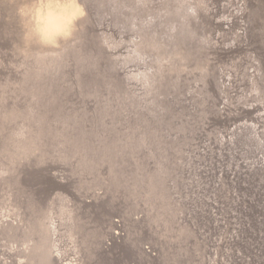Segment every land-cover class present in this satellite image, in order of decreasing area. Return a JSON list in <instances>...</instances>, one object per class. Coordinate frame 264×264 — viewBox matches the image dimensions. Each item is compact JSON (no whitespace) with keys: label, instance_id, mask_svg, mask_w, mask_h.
Segmentation results:
<instances>
[{"label":"rangeland","instance_id":"1","mask_svg":"<svg viewBox=\"0 0 264 264\" xmlns=\"http://www.w3.org/2000/svg\"><path fill=\"white\" fill-rule=\"evenodd\" d=\"M28 2L0 0V264H264V0H82L61 60Z\"/></svg>","mask_w":264,"mask_h":264},{"label":"clouds","instance_id":"2","mask_svg":"<svg viewBox=\"0 0 264 264\" xmlns=\"http://www.w3.org/2000/svg\"><path fill=\"white\" fill-rule=\"evenodd\" d=\"M26 39L42 48H59L74 39L87 16L82 0H29L19 9Z\"/></svg>","mask_w":264,"mask_h":264},{"label":"bare ground","instance_id":"3","mask_svg":"<svg viewBox=\"0 0 264 264\" xmlns=\"http://www.w3.org/2000/svg\"><path fill=\"white\" fill-rule=\"evenodd\" d=\"M16 1V0H15ZM113 1V0H112ZM121 1V0H120ZM165 1V0H164ZM83 2H84V0H83ZM108 2V1H107ZM115 2V1H114ZM181 2H182V0H181ZM186 2V1H185ZM206 2V1H205ZM204 2V3H205ZM93 3V2H92ZM117 3V2H116ZM191 3V2H190ZM106 4V3H105ZM112 4V3H111ZM125 4V3H124ZM194 4V3H193ZM8 5V4H7ZM89 5V4H88ZM114 5V4H113ZM126 5V4H125ZM138 5V4H137ZM153 5H154V3H153ZM110 6V5H109ZM118 6V5H117ZM146 6V5H145ZM189 6V5H188ZM86 7V6H85ZM91 7V6H90ZM112 7V6H111ZM143 7V6H142ZM205 7V6H204ZM132 8V7H131ZM146 8V7H145ZM90 9V8H89ZM127 9V8H126ZM134 9V8H133ZM136 9V8H135ZM165 9H166V7H165ZM204 9V8H203ZM150 10V9H149ZM186 10H187V8H186ZM88 11V10H87ZM130 11V10H129ZM164 11V10H163ZM162 11V12H163ZM120 12V11H119ZM131 12H133V11H131ZM136 12V11H135ZM134 12V13H135ZM153 12V11H152ZM145 13V12H144ZM189 13V12H188ZM155 14V13H154ZM183 14V13H182ZM123 15V14H122ZM133 15V14H132ZM137 15V14H136ZM143 15V14H142ZM117 16V15H116ZM139 16V15H138ZM150 16V15H149ZM196 16V15H195ZM125 17V16H124ZM146 17V16H145ZM139 18H141V17H139ZM199 18V17H198ZM86 19V18H85ZM84 19V21H86ZM101 19V18H100ZM137 19V18H136ZM145 20V19H144ZM136 21V20H135ZM151 21V20H150ZM159 21V20H158ZM196 21V20H195ZM82 22V21H81ZM133 22V21H132ZM153 22V21H152ZM198 22V21H197ZM137 23V22H136ZM143 23V22H142ZM146 23V22H145ZM82 24V23H81ZM126 24H127V22H126ZM162 24V23H161ZM183 25V24H182ZM190 25V24H189ZM136 26V25H135ZM148 26V25H147ZM162 26V25H161ZM166 26V25H165ZM177 26V25H176ZM175 26V27H176ZM149 27V26H148ZM179 27H181V26H179ZM150 28V27H149ZM135 29V28H134ZM158 31V30H157ZM246 31V30H245ZM79 32V31H78ZM141 32V31H140ZM138 33V32H137ZM193 33V32H192ZM148 34V33H147ZM195 36V35H194ZM197 37H198V35H197ZM207 37V36H206ZM144 38V37H143ZM204 38V37H203ZM134 39V38H133ZM187 39V38H186ZM202 39V38H201ZM26 41V40H25ZM24 41V42H25ZM144 41V40H143ZM198 41V40H197ZM26 43H28V41L26 42ZM115 43V42H114ZM199 43V42H198ZM24 44V43H23ZM29 44H31V43H29ZM36 44V43H35ZM140 44V42L139 43H137V45L136 46H138ZM25 45V44H24ZM64 46H65V43L63 44ZM110 45V44H109ZM140 45H146V44H140ZM139 45V48L140 47H142V46H140ZM148 45V44H147ZM26 46V48H27V46L28 45H25ZM35 46H38L39 47V45H35ZM33 47H34V44H33ZM33 47L31 48V49H33ZM61 47H63V46H61ZM61 47L59 48V49H57V50H59L60 51V49H61ZM66 47V46H65ZM65 47L63 48V49H65ZM30 48V47H29ZM73 48V47H72ZM77 48V47H76ZM95 48V47H94ZM145 48V47H144ZM22 49H23V46H22ZM41 49H42V47H41ZM38 50V49H37ZM47 50H51L50 48L48 49H46V51ZM56 50V49H55ZM66 51L63 53L62 51H61V54H65L66 52H67V49H65ZM137 50V52H138V49H136ZM24 51V50H23ZM52 52H56L54 55L56 56V58L60 55H58L57 54V51H54V49H52L51 50ZM58 51V52H59ZM69 51V50H68ZM39 52V51H38ZM45 52V51H44ZM44 52H43V54H44ZM47 52H49V51H47ZM70 52V51H69ZM141 52H142V49H141ZM49 53H51V52H49ZM60 53V52H59ZM73 53V52H72ZM139 53H140V51H139ZM25 54V53H24ZM34 54V53H33ZM35 54H36V52H35ZM42 54V53H41ZM46 54V53H45ZM51 54H53V53H51ZM70 54V53H69ZM69 54H65L66 56H68ZM171 54V53H170ZM134 55H135V53H134ZM62 56V55H61ZM62 57H64V56H62ZM62 57H58V58H60V60H61V58ZM98 57V56H97ZM131 57H133V56H131ZM42 58H44V56L42 57ZM55 58V59H56ZM103 58V57H102ZM64 59H65V57H64ZM184 59V58H183ZM63 60V59H62ZM58 61H59V59H58ZM64 61V60H63ZM62 61V62H63ZM56 62V61H55ZM61 62V61H60ZM145 62V61H144ZM59 63V62H58ZM50 64H51V62H50ZM98 64V63H97ZM60 65V64H59ZM165 65V64H164ZM201 65V64H200ZM49 66V65H48ZM182 68V67H181ZM81 69V68H80ZM46 70V69H45ZM64 73V72H63ZM175 73V72H174ZM38 74V73H37ZM82 74V73H81ZM148 74V73H147ZM157 73H155V75H156ZM160 74V73H159ZM43 75V74H42ZM135 75V74H134ZM144 75V74H143ZM154 75V76H155ZM100 76V75H99ZM104 76V75H103ZM140 76V75H139ZM153 76V77H154ZM158 76V75H157ZM157 76H156V79H157ZM30 77H32V76H30ZM204 77V76H203ZM98 78V77H97ZM136 78V77H135ZM168 79V78H167ZM26 80V79H25ZM24 80V81H25ZM40 81H42V80H40ZM38 83V82H37ZM42 83V82H41ZM35 84V83H34ZM39 84V83H38ZM118 84V83H117ZM40 85V84H39ZM112 85V84H111ZM40 86H42V85H40ZM8 87V86H7ZM154 87V86H153ZM33 88V87H32ZM41 91V90H40ZM66 91V90H65ZM90 92V91H89ZM160 93V92H159ZM154 94V93H153ZM133 95V94H132ZM165 96V95H164ZM35 104V103H34ZM117 105V104H116ZM35 109V108H34ZM81 118V117H80ZM138 129V128H137ZM20 132V131H19ZM128 133V132H127ZM132 141V140H131ZM7 142V141H6ZM16 147V146H15ZM24 147V146H23ZM9 149V148H8ZM14 150V149H13ZM30 150V149H29ZM19 151V150H18ZM23 151V150H22ZM4 153V152H3ZM2 153V154H3ZM18 154V153H17ZM24 155V154H23ZM16 156V155H15ZM25 156V155H24ZM11 158V157H10ZM15 159V158H14ZM11 160H12V158H11ZM17 160V159H16ZM16 160H15V162H16ZM20 160V159H19ZM20 163V162H19ZM152 173V172H151ZM170 196V195H169ZM162 197V196H161ZM16 227V226H15ZM29 227V226H28ZM27 227V228H28ZM35 227V226H34ZM44 230H46V231H49L50 230V228H46L45 227V229ZM20 234V233H19ZM12 235V234H11ZM15 235H16V233H15ZM51 235V234H50ZM14 236V235H13ZM39 236V235H38ZM16 237V236H15ZM21 241V240H20ZM29 241V240H28ZM45 241V240H44ZM44 241L42 240V241H39V242H37V243H35L34 245H33V247H32V245H27V246H31L28 250H26V248H25V250H26V252H25V254H26V256L25 257H27V261H26V263L25 264H56V260H54L53 259V256H52V245H54V244H52L51 243V240H50V242H49V244L48 245H46L45 243H44ZM24 242V241H23ZM27 244H28V242H27ZM26 246V247H27ZM54 247H55V245H54ZM54 255V254H53Z\"/></svg>","mask_w":264,"mask_h":264}]
</instances>
